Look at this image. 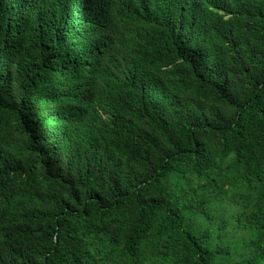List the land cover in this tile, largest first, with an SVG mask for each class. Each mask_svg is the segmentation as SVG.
I'll list each match as a JSON object with an SVG mask.
<instances>
[{
  "label": "trees",
  "instance_id": "16d2710c",
  "mask_svg": "<svg viewBox=\"0 0 264 264\" xmlns=\"http://www.w3.org/2000/svg\"><path fill=\"white\" fill-rule=\"evenodd\" d=\"M0 264H264V0H0Z\"/></svg>",
  "mask_w": 264,
  "mask_h": 264
}]
</instances>
